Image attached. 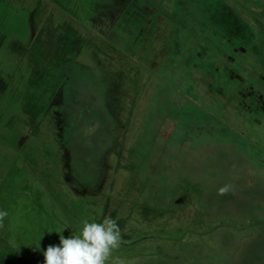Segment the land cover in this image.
Returning a JSON list of instances; mask_svg holds the SVG:
<instances>
[{
	"label": "rangeland",
	"instance_id": "374dc122",
	"mask_svg": "<svg viewBox=\"0 0 264 264\" xmlns=\"http://www.w3.org/2000/svg\"><path fill=\"white\" fill-rule=\"evenodd\" d=\"M139 1L0 0V209L8 212L0 264H44L56 232L92 218L80 197L96 191L100 157L118 145L124 114L141 201L161 204L175 188L186 192L189 179L207 184L206 198H195L219 222L211 237L222 258L202 264H264V44L237 38L230 61L218 49L202 59L199 47H188L197 39L194 0L183 14V0H174L177 26L171 31L169 20L158 36L153 22L139 29L125 20L138 16ZM186 48L190 66L181 73ZM224 220L248 225L235 232ZM176 252L181 258L154 252L136 264H200L207 256L198 244Z\"/></svg>",
	"mask_w": 264,
	"mask_h": 264
},
{
	"label": "flooded vegetation",
	"instance_id": "af4514ba",
	"mask_svg": "<svg viewBox=\"0 0 264 264\" xmlns=\"http://www.w3.org/2000/svg\"><path fill=\"white\" fill-rule=\"evenodd\" d=\"M259 1L264 4V0ZM127 101L125 105H127ZM125 115L122 116L123 121L120 120L118 126H116L119 130L124 129L126 131L130 127L127 125L131 121ZM165 128L161 130V135L163 141L168 142L171 138V132H168ZM125 131L117 132L116 143L118 145L113 148H107L100 157L99 163L101 171L96 191L93 190L91 193L86 192L81 197H76V199H79L78 197L81 198L80 202H83V205L88 204V201L91 203L89 210L92 212L93 222L100 223L107 216L115 217V219L118 217L124 220L122 222L123 225H119L122 237L121 246L124 251H136L142 245V242L133 239L134 236L154 235L158 237L160 234L161 236L165 235L167 237H161L157 240L156 245L147 249L149 254L156 253L155 258L162 256H165L167 259L181 258L179 256L180 254L176 251H180L181 248H190L191 250L193 245L198 244L199 247L205 250L207 255L206 257L198 256L200 258L198 262L208 261L207 259L217 262L221 260L222 256L219 255L218 246L211 237L212 224L213 226L214 224L219 225V222L216 221V217V219L213 218L212 220L214 223L211 222L210 218L212 214L209 203L204 199L202 200V198H195L196 193H203L205 197L204 193L207 192V184L202 187V184L200 186L194 179H189L187 181L186 192L183 189L178 190L175 188V195L172 198L168 197V199L163 200V204H159L156 201H141L143 187L137 185L138 180L134 179V170L129 168L128 165L132 154L128 142L126 143L128 134ZM131 177H133L132 184L130 182ZM117 179L121 182L122 191L114 186L115 180ZM106 197L108 198L107 203H105ZM113 201H115V204L112 203ZM221 223L233 228L235 232L241 231L243 225H248L243 220H237L235 222L224 220ZM145 226L153 228L147 230ZM79 229L81 230L82 228ZM124 236L130 238H124ZM131 240H134V243H128ZM189 259L187 257V261Z\"/></svg>",
	"mask_w": 264,
	"mask_h": 264
},
{
	"label": "trees",
	"instance_id": "16d2710c",
	"mask_svg": "<svg viewBox=\"0 0 264 264\" xmlns=\"http://www.w3.org/2000/svg\"><path fill=\"white\" fill-rule=\"evenodd\" d=\"M189 3H190L189 0H183V3L182 4L180 3L178 9L180 8V6L182 7L183 11L182 10H181L182 12L180 11L182 14L183 12L190 11L188 9ZM134 5L141 6L142 3H140L139 1V2H135ZM192 5H193L194 15L196 16L197 20L195 21V26H193V28H190V31L193 33V36L197 39H195V41L192 42V44H190L188 47H190L191 49L192 47H194V49L195 47H199L198 50L200 53V57L202 59H204L208 54L211 55L212 59H215L216 57L214 54V50L218 49L219 51H221L220 55L218 56L224 55L225 61H230L231 56L234 55V53L237 51L234 48L235 43H232V41H234L237 38L240 39L242 42L245 41L250 42L247 43L249 44L250 48L256 44H258V46L264 44V38H262V35H260V33H264V30L260 29V28H264V4H262L261 1L259 0H194V3ZM142 6L143 8L141 7V9L137 8V12L139 13L138 16H135L133 18L130 17L129 19L128 16L126 15L127 19L125 20L128 21V23L131 25V28H133V26L137 24L138 26L135 25V27L137 28L139 27V29L140 28L144 29L146 23L153 22L154 25L157 27L154 35L158 36L159 31L163 30L162 27L169 24L168 23L169 20L173 22L171 23L172 25L170 29L171 31L174 25L177 26L176 19L179 20V18L177 17V12L174 9L175 8L174 0H144ZM189 8L191 9V6H189ZM92 11L93 10L90 7L89 9L90 17H92L91 14ZM144 21L145 24L143 23ZM135 30L131 32V35L133 34L134 36L135 35L141 36L142 30L139 31H135ZM172 35L176 36L175 33H172L171 36ZM172 39L174 38L172 37ZM250 48H248L249 49L248 52L253 51V49L251 50ZM186 49L187 50L186 51L184 50L185 53L184 55H182V58L179 60V64H178L181 73L183 70H185L190 66V58L187 57L188 56L187 53L188 51H192V50L191 49L188 50V48ZM243 53L244 55L247 54V52H243ZM88 204L91 205L89 201ZM84 220L93 222L92 218H86L83 216L82 224L79 225V228H82ZM79 228L76 231L75 229L73 231L65 228L58 232H62L65 238H67L71 235H79L80 234L78 232ZM151 228L153 227L145 226V229L147 230ZM56 234H58V237L60 236V233L56 232ZM54 237L56 236L50 234V239H55ZM161 237L165 238L167 236L165 235L161 236L160 234L158 235V237L154 235L134 236L133 239H137L139 242H142V245H140V247L136 251L135 250L124 251L122 249V246L120 245L118 249L113 250L109 260L106 261V264H116L117 258L120 261H122V264H136L137 261L144 260L147 258L146 255L149 254L147 252V249H150L151 246L156 245V242H158L157 240H159ZM124 238H130V237L124 236ZM128 243H134V240H131ZM3 255L5 256L6 254L4 253ZM3 255L0 254V257H3ZM30 263H31L30 260H28V262L25 261L23 262V264H30ZM199 263L202 264V262Z\"/></svg>",
	"mask_w": 264,
	"mask_h": 264
},
{
	"label": "clouds",
	"instance_id": "9594fccd",
	"mask_svg": "<svg viewBox=\"0 0 264 264\" xmlns=\"http://www.w3.org/2000/svg\"><path fill=\"white\" fill-rule=\"evenodd\" d=\"M228 186L219 189V194H226ZM8 212L0 209V227ZM60 233L58 245H48L43 252L44 264H106L114 249L122 243L118 220L107 216L102 222L83 221L79 235L67 238ZM116 264H122L117 258Z\"/></svg>",
	"mask_w": 264,
	"mask_h": 264
}]
</instances>
